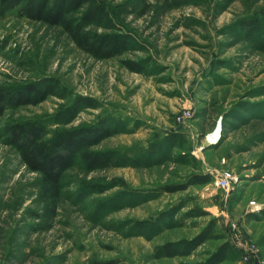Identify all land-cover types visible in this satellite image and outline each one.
<instances>
[{"label":"rangeland","instance_id":"1","mask_svg":"<svg viewBox=\"0 0 264 264\" xmlns=\"http://www.w3.org/2000/svg\"><path fill=\"white\" fill-rule=\"evenodd\" d=\"M27 1L0 0V87L49 82L62 96L8 107L0 118V264L193 263L221 240L187 256L155 258L153 250L192 238L211 219L241 252L221 264H264V0H99L131 36V48L108 59L77 48L59 26L22 16ZM250 18L263 35L239 28ZM183 110L191 115L179 121ZM104 118L112 133L97 150L134 156L174 131L185 140L150 166L87 170L76 159L58 197L43 201L40 175L8 144L7 125L35 120L53 129ZM222 170L234 175L228 190L214 184ZM143 220L158 228L139 229Z\"/></svg>","mask_w":264,"mask_h":264},{"label":"trees","instance_id":"2","mask_svg":"<svg viewBox=\"0 0 264 264\" xmlns=\"http://www.w3.org/2000/svg\"><path fill=\"white\" fill-rule=\"evenodd\" d=\"M22 16L51 26H59L74 45L97 59H108L131 48V36L99 0H31L19 12ZM239 28L245 34L263 35L255 18L240 21ZM264 36V35H263ZM130 70L141 72L138 62L123 60ZM57 84L43 83L31 90L7 91L0 87V118L8 107L37 104L48 95H61ZM112 119H101L94 124L76 127H55L48 129L35 120L12 122L6 127L7 141L18 153L22 163L32 172L40 175V196L43 201L53 202L59 195L60 179L76 159L87 170L108 166H150L168 148L181 147L184 136L178 131L170 132L152 140L134 156H120L115 150H97L94 147L112 133ZM194 180L205 183L208 176L199 175ZM170 191L182 189L171 186ZM256 218L257 216L254 215ZM138 228L155 231L156 220L138 222ZM221 240L207 256L193 263L221 264L229 259L237 260L240 250L216 230L215 220L206 225L192 238L166 241L155 246V258L187 256L207 240ZM111 262H97L110 264Z\"/></svg>","mask_w":264,"mask_h":264},{"label":"built area","instance_id":"3","mask_svg":"<svg viewBox=\"0 0 264 264\" xmlns=\"http://www.w3.org/2000/svg\"><path fill=\"white\" fill-rule=\"evenodd\" d=\"M191 113L188 110H183L178 116L177 120L181 121L186 118H189ZM234 180V175L230 170H222L215 174L214 177V184L216 187L222 190H228ZM249 210L250 211H257L259 209V204H257L254 200L249 201ZM242 257L247 259L248 256L246 252L243 253Z\"/></svg>","mask_w":264,"mask_h":264},{"label":"water","instance_id":"4","mask_svg":"<svg viewBox=\"0 0 264 264\" xmlns=\"http://www.w3.org/2000/svg\"><path fill=\"white\" fill-rule=\"evenodd\" d=\"M219 130H220V123H219V120H217L216 125H215V128L210 133V135H213L215 137L219 136Z\"/></svg>","mask_w":264,"mask_h":264},{"label":"bare ground","instance_id":"5","mask_svg":"<svg viewBox=\"0 0 264 264\" xmlns=\"http://www.w3.org/2000/svg\"><path fill=\"white\" fill-rule=\"evenodd\" d=\"M207 140H208V142H210V143L215 142V141L213 140V138L211 137V135H208V136H207Z\"/></svg>","mask_w":264,"mask_h":264}]
</instances>
